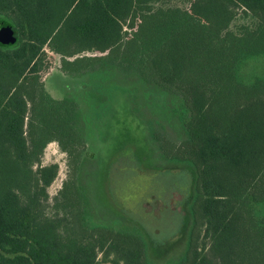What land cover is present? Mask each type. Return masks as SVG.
Returning <instances> with one entry per match:
<instances>
[{
    "label": "trees",
    "instance_id": "16d2710c",
    "mask_svg": "<svg viewBox=\"0 0 264 264\" xmlns=\"http://www.w3.org/2000/svg\"><path fill=\"white\" fill-rule=\"evenodd\" d=\"M178 1L0 0V33L15 37L0 40V264H264V0ZM44 46L73 81L62 100L40 79ZM101 84L130 98L167 165L193 172L170 259L138 227L105 220V199L93 205L87 92ZM51 141L70 157L53 197L57 164L40 163Z\"/></svg>",
    "mask_w": 264,
    "mask_h": 264
},
{
    "label": "rangeland",
    "instance_id": "374dc122",
    "mask_svg": "<svg viewBox=\"0 0 264 264\" xmlns=\"http://www.w3.org/2000/svg\"><path fill=\"white\" fill-rule=\"evenodd\" d=\"M174 3L181 4L178 0H174ZM43 52L44 67L39 72L40 79L54 98L62 100L63 91L68 92L73 81L59 78V75L62 76L58 69L59 54L48 46H44ZM120 84L122 87L132 86L127 80L120 81ZM104 85L101 84L97 90L89 87L87 92L89 97L92 92L95 93V96L90 98L94 103L93 113L90 114L93 119L92 128L94 131H100V139H103V142L98 139L93 143L97 148L96 153L94 157L88 154L85 163L88 167L90 195L94 194L93 190L96 194L93 205L98 204V199H105V213H102L105 220L138 227L150 246L160 250L169 247L164 258L170 259L182 247L181 240H185L186 212L194 184L193 172L185 166L167 165L165 160L157 155L154 143L142 129L138 118L133 116L131 110L134 109V104L130 103L128 107L130 98L115 95L116 92L109 96L110 91L106 90ZM151 116L144 113L145 120L151 119ZM47 124L50 128L44 131L46 135L58 132L56 126L60 122L52 121ZM88 149L94 151V148ZM69 158L56 141L46 144L40 163H55L58 168L55 179L47 188L49 197L58 193L62 182L67 178L70 171ZM103 165L106 166L105 181L102 186L99 183L97 187L96 179L99 178L98 174L102 172ZM92 195L91 199L94 198ZM46 211H54L51 203H48ZM100 259L101 256L98 255V260Z\"/></svg>",
    "mask_w": 264,
    "mask_h": 264
},
{
    "label": "water",
    "instance_id": "95a60500",
    "mask_svg": "<svg viewBox=\"0 0 264 264\" xmlns=\"http://www.w3.org/2000/svg\"><path fill=\"white\" fill-rule=\"evenodd\" d=\"M0 40L2 44L8 45L15 41V37L10 31H4L0 33Z\"/></svg>",
    "mask_w": 264,
    "mask_h": 264
},
{
    "label": "flooded vegetation",
    "instance_id": "af4514ba",
    "mask_svg": "<svg viewBox=\"0 0 264 264\" xmlns=\"http://www.w3.org/2000/svg\"><path fill=\"white\" fill-rule=\"evenodd\" d=\"M58 77V76H57ZM47 88V87H46ZM65 92L63 91V94H64Z\"/></svg>",
    "mask_w": 264,
    "mask_h": 264
}]
</instances>
